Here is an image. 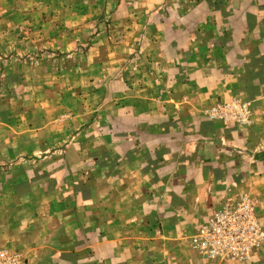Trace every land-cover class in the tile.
<instances>
[{
  "label": "crops",
  "instance_id": "crops-1",
  "mask_svg": "<svg viewBox=\"0 0 264 264\" xmlns=\"http://www.w3.org/2000/svg\"><path fill=\"white\" fill-rule=\"evenodd\" d=\"M78 7L41 31L78 65L0 66V251L21 264H264V241L249 261L192 244L241 196L264 232V0ZM233 98L248 123L211 117Z\"/></svg>",
  "mask_w": 264,
  "mask_h": 264
},
{
  "label": "built area",
  "instance_id": "built-area-1",
  "mask_svg": "<svg viewBox=\"0 0 264 264\" xmlns=\"http://www.w3.org/2000/svg\"><path fill=\"white\" fill-rule=\"evenodd\" d=\"M211 117L225 122L248 123L250 109L246 102L233 98L218 104L212 110ZM263 241L264 232L256 204L248 196L224 204L192 238L194 248L206 257L232 261L251 260ZM18 260L16 255L0 251V264H17Z\"/></svg>",
  "mask_w": 264,
  "mask_h": 264
},
{
  "label": "rangeland",
  "instance_id": "rangeland-1",
  "mask_svg": "<svg viewBox=\"0 0 264 264\" xmlns=\"http://www.w3.org/2000/svg\"><path fill=\"white\" fill-rule=\"evenodd\" d=\"M78 5L79 0H0V66L78 65L81 57L53 52L45 47L50 39L41 38V31L49 33L50 28H54L50 27V23L62 25L64 17L69 18V10L74 14V11L79 10ZM25 26L34 29L32 34L38 38L28 39L27 51L23 53L21 35ZM25 39L23 43H27ZM252 200L257 205L255 199ZM21 263L22 258L17 261V264Z\"/></svg>",
  "mask_w": 264,
  "mask_h": 264
}]
</instances>
